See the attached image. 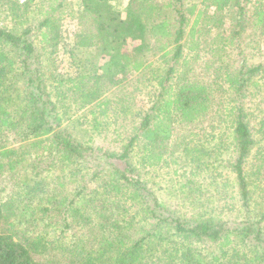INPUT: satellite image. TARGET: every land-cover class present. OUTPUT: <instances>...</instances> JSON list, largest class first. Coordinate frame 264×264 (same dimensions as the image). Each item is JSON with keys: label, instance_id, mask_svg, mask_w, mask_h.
<instances>
[{"label": "rangeland", "instance_id": "rangeland-1", "mask_svg": "<svg viewBox=\"0 0 264 264\" xmlns=\"http://www.w3.org/2000/svg\"><path fill=\"white\" fill-rule=\"evenodd\" d=\"M2 1L0 0V27L14 28L16 33L24 28H33L29 39L35 48L36 58L33 56L32 66L38 65L46 91L51 94L50 98L57 106V110L52 114L59 117L60 123L54 126L68 134L74 142L92 149H81L82 163L70 165L73 176L69 183L73 187L69 188L67 184V189L64 188L66 194L59 195V191L55 192L63 185L61 179L59 180L61 173H50V176L55 178L51 186L52 194L41 203L48 206L49 210L38 213L37 216L42 218L38 226L29 223L35 208H27L24 215L18 209L26 203L38 204V199H30L26 189L23 190L12 183L6 186L2 192L4 198H17L14 199L17 201L15 211L20 215V230L28 226L45 240L54 241L51 253L62 264H67L70 260L75 261L73 258L78 250H81L80 246L85 240L89 241L84 245L85 255L88 252L90 257L99 256L102 245L99 246L96 237L88 233V230L93 232L94 227L85 226L83 217L85 212L84 214L97 219V205L94 200L92 204L89 203L88 199H91L92 195L87 191L79 195L74 194L83 185L90 189L98 188L97 174L103 175L109 168L111 171L107 174L124 168L122 160L108 158L106 154L120 153L129 137L134 134L140 120L146 115H149L151 121L156 119L168 123L174 130L160 151L162 159L158 164L139 166L138 157L142 154L143 140L132 150L130 164L137 168L139 177L151 190V196L143 201L145 206L155 207L158 212L161 209V214L169 218H213L214 221H222L228 228H233L241 221H255L264 214V86H260L262 90L259 94L255 93L257 90L249 86L252 73L248 71L252 66L260 65L261 69L252 75L255 79H260L259 82H264V33L251 23L253 12L264 10V0H252L243 12L240 11L238 3L232 4L231 8L226 7L222 12V23L216 26L212 23L203 25L200 20L194 32V38L200 34V44L195 48L198 54L188 49L190 42L187 41L191 22L202 7V0H181L183 7L194 5L195 8L185 27V37L180 40L183 43L180 55L173 57L176 51L173 42L167 43L160 50L152 46L147 53V66L127 74L116 84H111L107 76L98 82L93 78H85L89 81L81 84L76 77L78 74L87 76L81 65L83 58L81 62L73 65L63 51L68 48L77 30L81 0H31L26 7L21 6L14 11L8 4H2ZM25 1L17 0L19 5ZM158 1L177 5V0ZM239 3L242 4V0ZM212 11V8L208 9V13ZM49 14H52L58 24L61 35V40L54 48L40 44L34 29L37 22ZM156 17L173 23L176 13L170 5L160 8ZM241 26L243 29L234 36V31L240 30ZM23 56L24 54L21 57ZM170 67L173 70L168 74ZM239 69L241 74L237 72ZM225 73H229L231 78L233 74L239 76L241 82L245 83L242 90L236 89ZM121 76L118 74L115 78ZM86 87L88 90L97 88L99 95L97 99L79 107L83 102L82 93L86 92ZM234 103L241 106L253 141L245 163V175L250 191L247 207L240 205L234 174L230 169L235 157L234 146L229 145L232 132L225 128L226 122L214 121L215 113L222 112L224 105L230 107ZM210 123L214 124L215 128L209 127ZM3 137L9 142V147L20 144L13 141L17 137L11 129L6 131V136ZM257 168L263 172L259 179L254 174ZM67 172L68 167L64 169L68 181ZM153 197L158 205L154 204ZM69 200H72V203L68 204ZM129 205L124 212H112L110 209L104 212L107 216L118 214L122 220L128 219V224L131 223V226L122 232V236L117 235L113 228L105 233L109 234L105 243L109 247L106 257L111 256L109 264H112L116 255L131 241L144 236L153 228L154 220H151L150 224L146 220V212L135 208L136 206L132 207V202L128 200L124 206ZM65 222H68V226H65ZM44 224L47 225L43 226ZM259 231L261 237H264V219L261 220ZM154 232L155 236L150 242L154 249L144 251L142 248L137 254L139 258L141 256L142 263L147 254L154 255V260L158 256L161 260H168L167 253L178 257L179 260L186 259L182 257L186 249L181 243L174 244L176 237L168 226L161 225L158 232L157 229ZM210 245H188L194 251L198 264H210L212 253L218 252L213 244ZM234 245L239 247L240 253L249 257L252 264L255 263L254 256H257L256 251L261 248L253 235L247 238L245 245L239 244L238 241L232 244ZM232 261L224 257L214 264H233ZM243 262L244 259L239 260V263Z\"/></svg>", "mask_w": 264, "mask_h": 264}, {"label": "trees", "instance_id": "trees-1", "mask_svg": "<svg viewBox=\"0 0 264 264\" xmlns=\"http://www.w3.org/2000/svg\"><path fill=\"white\" fill-rule=\"evenodd\" d=\"M30 1L26 0L22 5H19L17 0H3L2 4H8L14 11L21 6L26 7ZM239 1L202 0V7L191 22L187 41L190 42L188 49L193 53L198 52L195 48L200 44V34L194 38V32L200 20L203 25L212 23L216 26L222 23V12L226 7L230 6L231 8L232 4L238 3L240 11L243 12L246 5L252 2V0H242V4H240ZM120 2L122 1L81 0L80 2L77 30L72 41L68 44V48L63 51L73 65L81 62L83 58L81 65L86 70L87 76L78 74L76 77V80L81 84L89 81L85 78H93L98 82L104 76H107L111 84L118 83L127 74L147 66L145 61L152 46L156 50H160L167 43L173 42L176 47L173 57L176 58L181 53L183 43L180 40L185 37V27L193 14L194 5L183 7L181 0H177V5H172L169 2L160 3L158 0H123L122 3ZM14 3L15 6H13ZM170 5L176 13V20L173 23L156 17L160 8ZM209 8H212V13H208ZM251 23L264 33V10L253 12ZM34 29L37 31L40 44L50 45L54 48L61 40L58 24L52 14L40 19ZM242 29L243 26L240 27V30L234 31L233 35L236 36ZM32 33L33 28H24L21 32L16 33L14 28L0 27V264H62L51 253L54 241L45 240L43 236L37 235L28 226L20 230L18 226L21 223L20 215L15 211L17 198H4L2 192L7 185L12 183L16 187L26 189L30 199L37 198L38 204L26 203L18 209L24 215L27 208H35L33 218L29 223L38 226L42 220L37 216L38 213L49 210L48 206L41 205V203L52 194L51 186L55 178L50 176L51 172H60L59 180L61 179L63 182V185L58 187L55 192L59 191V195L66 194L65 186L68 184L67 187H73L69 183L73 176L70 165L82 163L80 160L83 157L81 149L92 151L90 147L74 142L68 137V134L57 130L54 126L60 123L59 117L52 114L57 110V106L50 98L51 94L46 91L38 65L37 67L32 66L33 56L36 58L35 48L29 39ZM22 53L23 57H21ZM259 69L261 66L255 65L248 71L250 74H255ZM172 70L173 68L170 67L167 73L169 74ZM237 72L241 74V69ZM118 74L122 76L115 78ZM252 74L249 77L251 79L249 86L254 87L257 90L255 93L259 94L262 90L260 86H264V82H259L260 79H255ZM225 75L233 82L236 89L242 90L245 86L239 76L233 74V78H231L229 73H225ZM19 81L20 85L17 86ZM84 89L86 92L82 93L83 102L79 107L87 105L97 99L99 95L97 88L93 87L88 90L86 87ZM240 107L235 103L230 107H227V104L224 105L222 112L215 113L214 121L226 122L225 128L232 132V141L229 145L234 146L235 157L230 164V169L234 174L235 189L240 205L247 207L250 191L245 175V163L253 141ZM7 119L8 121H5ZM209 127L215 128L212 123L209 124ZM10 129L17 137L13 141L20 143L18 146L9 147V142L3 137ZM173 130V127L168 123L156 119L151 121L149 115L144 116L122 151L106 154L108 158L122 160L124 168L113 170L114 174L113 172L107 174L111 171L109 168L105 174H97L98 188L90 189L87 185H83L79 191L75 192L74 195L85 193L84 191L91 193L92 197L88 201L92 204V200H94L97 205V219L84 214L85 212H83V217L85 226L94 227V231L88 230V233L96 237L99 246L102 245V252H99L97 257H90L88 252L85 255L84 245L89 242L85 240L80 246L81 250H78L79 252L73 258L75 261L70 260L67 264H109L111 256L106 257L109 247L105 245L109 234L105 233L113 228L117 235L122 236V232L126 228L128 229L131 223L128 224L130 222L128 219L122 220L118 214L107 216L104 215V212L107 209L112 212L118 210L124 212L130 207V205L124 206L128 200L132 202V207L136 206L135 208L146 212V220L149 223L154 220L153 228L144 236L134 239L128 246H125L116 255L112 264H198L197 259L194 258V251L188 245L202 244L205 247L207 243L213 244L212 246L218 250L217 253L213 252L212 256L210 255V264H214L224 257L232 259L233 264H252L249 257L240 253L238 246H232L235 241L245 245L247 238L252 235L261 248L256 251L257 256H254L255 263L253 262V264H264V237H261L259 231L264 214H261V217L255 221H241L233 228H228L222 221H214L209 217L202 216L195 219L192 217H165L161 214V209L158 212L155 207L143 204L146 197L151 196V190L139 177L137 168L130 164L132 150L140 140H143L142 154L138 157L139 166L158 164L162 159L160 151ZM66 167H68V181L64 174ZM77 172L79 173V170ZM262 173L260 168H257L254 174L259 179ZM55 177L58 178L57 175ZM153 202L158 205L154 197ZM70 203L72 200H69L68 204ZM113 217H116L115 220H110ZM161 225L168 226L172 230V235L176 237L174 244L181 243L184 246L186 252L182 257L186 259L179 260L178 257L167 253L168 260H161L159 256L154 260V255L147 254L142 263L140 254V258L137 254L142 248L144 251L154 249L153 246H150V242L155 236L154 230L157 229L158 232ZM65 226H68V222H65ZM256 232L257 234H255ZM123 238L125 240V237ZM75 245L78 247L77 243ZM165 251L163 250V252ZM101 258L103 259L101 260ZM241 259H244L243 263H239Z\"/></svg>", "mask_w": 264, "mask_h": 264}]
</instances>
